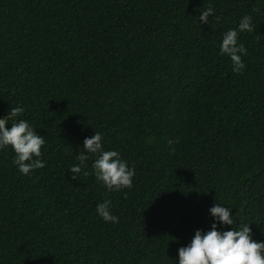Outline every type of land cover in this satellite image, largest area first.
<instances>
[{"label":"trees","instance_id":"obj_1","mask_svg":"<svg viewBox=\"0 0 264 264\" xmlns=\"http://www.w3.org/2000/svg\"><path fill=\"white\" fill-rule=\"evenodd\" d=\"M243 16L236 73L219 45ZM18 106L45 166L0 149V264H178L216 203L264 241V0H0V117ZM94 132L131 188L107 191L95 156L72 179Z\"/></svg>","mask_w":264,"mask_h":264},{"label":"clouds","instance_id":"obj_2","mask_svg":"<svg viewBox=\"0 0 264 264\" xmlns=\"http://www.w3.org/2000/svg\"><path fill=\"white\" fill-rule=\"evenodd\" d=\"M212 14L214 9L209 6L201 12L200 23H208V17ZM254 30L252 18L243 16L237 28L223 34L219 53L230 58L233 72L239 73L244 69L242 57L247 55V49L238 40L239 33ZM23 113L24 108L18 106L0 117V149L11 147L17 170L22 175H29L33 170L45 166L40 159L45 140L27 120L16 119ZM90 156L96 157L92 163L95 178L107 191H120L133 186L134 168L129 167L118 151L104 149L103 134L100 132H94L84 139L83 151L77 156L79 163L68 168L73 180L78 179ZM208 211L213 219L210 230L197 229L190 242L178 248V264H264V241L253 239L249 224L235 227L237 218L232 209L219 203ZM96 213L105 222H119V218L111 212L109 200L97 204Z\"/></svg>","mask_w":264,"mask_h":264}]
</instances>
